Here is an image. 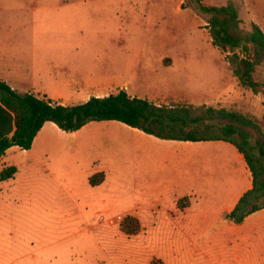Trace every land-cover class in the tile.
Returning <instances> with one entry per match:
<instances>
[{
    "label": "rangeland",
    "instance_id": "rangeland-1",
    "mask_svg": "<svg viewBox=\"0 0 264 264\" xmlns=\"http://www.w3.org/2000/svg\"><path fill=\"white\" fill-rule=\"evenodd\" d=\"M202 2H231L244 31L254 23L264 31V0ZM207 19L198 0H0V78L23 93L60 92L73 105L85 100L86 94H71L79 80L110 77L130 94L167 96L153 101L189 107L192 115L212 106L264 123V92L239 82L230 54L213 44ZM68 62L90 67L59 75ZM255 77L263 79L264 64ZM123 124L93 121L77 136L50 132L29 153L7 151L0 166L16 165L18 173L0 181V264H151L155 258L240 264L225 244L227 220L206 217L203 200L192 219L181 221L179 210L165 216L173 206L166 192L154 195L158 186L178 184L155 186L154 177L182 180L186 168L178 159L196 154L197 146L157 142ZM217 165L200 172L209 175ZM97 171L106 181L92 187L87 176ZM127 215L140 221L138 233L122 229Z\"/></svg>",
    "mask_w": 264,
    "mask_h": 264
},
{
    "label": "trees",
    "instance_id": "trees-1",
    "mask_svg": "<svg viewBox=\"0 0 264 264\" xmlns=\"http://www.w3.org/2000/svg\"><path fill=\"white\" fill-rule=\"evenodd\" d=\"M198 8L208 16L213 44L223 53L239 82L254 93L264 92V77L255 74L264 64V31L256 23L250 31L241 28L239 12L233 3L208 6L198 0ZM116 120L146 134L165 140L230 142L244 155L252 172L253 188L246 192L226 218L241 223L250 214L264 209V123L239 111L205 107L192 115L189 107L160 105L149 99L131 96L120 89L104 98L92 97L76 105H63L35 93H20L0 79V159L12 147L30 150L46 122L55 123L65 132L81 130L93 121ZM18 173L16 165L0 170V181H8ZM104 171L89 178L91 186L101 185ZM190 205L188 196L178 201V207ZM125 233L141 230L140 221L127 215L122 222ZM151 264H164L160 258Z\"/></svg>",
    "mask_w": 264,
    "mask_h": 264
},
{
    "label": "crops",
    "instance_id": "crops-1",
    "mask_svg": "<svg viewBox=\"0 0 264 264\" xmlns=\"http://www.w3.org/2000/svg\"><path fill=\"white\" fill-rule=\"evenodd\" d=\"M84 64L85 65L74 64L70 62L66 64L63 63L60 67L59 75H75L76 69L84 67L85 69H88L90 67H88L89 63ZM54 74L55 73L53 71L48 73L49 76H53ZM2 80L5 79L2 78ZM6 82L20 92V90L17 88L16 82H12V80H6ZM117 85L118 84L110 77L95 78L92 75H86L85 79H81L77 82V85L74 87V91H72L71 94H86L84 97V102H86L92 97H107L113 93H116V89L120 90L123 89V87H126L124 84L119 87ZM25 91L28 93L40 94L41 96L44 94L46 96H50L49 99H52L57 103L67 105L65 102H62L61 98L63 94L60 92H49L45 90L36 91L35 88H30ZM130 95L135 97L133 94ZM167 98V96H163L153 100H166ZM90 123L84 126L81 130L73 132L72 134L77 136L80 132L89 128ZM50 132L65 133V131L60 129L55 123L46 122L41 131L36 136L32 148L30 150L23 151L29 153L37 146L40 147L45 137ZM142 133L145 134L146 137L164 144L176 146L185 145L187 143L189 146H197L196 154H187L178 159L179 164L182 166L184 165L183 167L186 168L185 177H183L182 180L178 179L177 181V179H168L165 175H156V177H154L153 182L155 186L163 184L171 185L172 181L178 183L177 186L166 189L167 191L164 190L165 187L158 186L159 190L154 192V195L156 196L166 192L168 196L171 197L173 206H166L164 210L165 216H167V214H169L171 211L179 210L181 221L185 220L186 217H190L192 219V217H194L196 212L200 209L199 207L201 206L200 204L203 200L205 202L206 217L218 215L221 216V218L227 220L228 229L226 231L225 244L227 245L228 251L233 253V257H235L237 261L240 262V264H264V209L250 214L241 223H235L232 220L226 218V215L235 209L241 197L253 188L252 172L246 162L244 155L236 148V146L223 140L185 142L181 140L160 139L153 135H149L144 132ZM15 148L19 147L15 146L10 150ZM10 150H8V152ZM1 160L2 159H0V163ZM164 160L165 159L159 158L158 162L164 164L163 162H160ZM213 162L218 164L216 166V170H214L213 173L206 175L203 172H200V168L202 169L208 163L213 164ZM3 167L0 166V170ZM56 171L59 172L60 169L56 167ZM93 174L94 173H90L87 176L88 182L89 178ZM105 181L101 185L94 187H101ZM184 196H188L190 198V205L182 210L178 207V201ZM156 201L157 203H161L159 200ZM195 253L196 255L199 253L203 255V246L201 249L199 246H196Z\"/></svg>",
    "mask_w": 264,
    "mask_h": 264
}]
</instances>
